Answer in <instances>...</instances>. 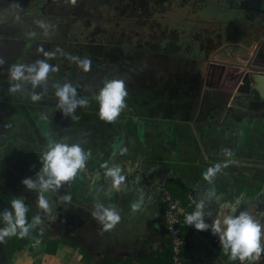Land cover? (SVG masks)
Wrapping results in <instances>:
<instances>
[{
  "label": "rangeland",
  "instance_id": "1",
  "mask_svg": "<svg viewBox=\"0 0 264 264\" xmlns=\"http://www.w3.org/2000/svg\"><path fill=\"white\" fill-rule=\"evenodd\" d=\"M253 5L258 11L242 7ZM39 20L54 26L47 36L37 26ZM259 36L264 37V0H0V59L4 61L0 65V195H16L29 203L34 214L40 213L37 194L26 191L21 182L35 177L40 154L54 141L79 144L90 153L87 161L105 158L112 164L139 152L146 134L155 136L153 147L160 140L165 148L173 142L181 146L182 132L173 134L170 123H161L170 118L171 91L179 94L192 79L197 60L206 59L209 65L212 58H222V64L245 71L242 64L246 66L250 49L259 47L254 41ZM40 48L61 51L47 61L58 67L49 73L47 93L33 102L30 85L23 93L9 91V69L46 59ZM69 56L89 59L90 68L85 71ZM112 77L125 83L128 95L120 114L133 119L132 127L125 119L107 123L98 116L94 97ZM65 82L76 87L78 98L89 101L75 118L64 117L56 108L55 90L53 97L49 94L54 85ZM153 118L155 124L145 122ZM193 126L201 133L198 125ZM84 169L57 194H48L51 215L41 213L40 227L52 235L49 241L64 237L67 243L60 242L55 255L47 254L46 243H33L15 254L13 264L70 263L72 199L84 187ZM65 195L70 200H62ZM0 227H4L1 220ZM1 247L3 243L0 264H6Z\"/></svg>",
  "mask_w": 264,
  "mask_h": 264
},
{
  "label": "crops",
  "instance_id": "2",
  "mask_svg": "<svg viewBox=\"0 0 264 264\" xmlns=\"http://www.w3.org/2000/svg\"><path fill=\"white\" fill-rule=\"evenodd\" d=\"M257 52L258 48L256 51L250 49L249 58L256 56ZM193 125L188 132L183 130L181 146L175 143L166 148L170 155L169 165L161 160H150L145 152L138 153L136 158L133 153L129 158L115 159L104 175L98 168L86 165L84 187L81 186V191L74 193L72 199L75 213L72 215L74 228L69 264H157V261L163 264L161 258L168 248L169 237L164 223L165 204L161 190L170 178H180L191 185L188 206H181L184 219L195 210L197 203L203 201L206 223H213L222 212L238 215L240 211H249L264 226V182L250 183L237 178L230 184L219 183L224 172L253 173L247 155L240 153L242 161L227 162L228 166L222 167L211 183L205 181L203 174L215 164L211 163L202 134ZM260 172L264 173V170ZM186 174L189 177H185ZM121 177L120 183L116 184V179ZM98 202L119 213L120 221L114 228L105 231L93 218L92 212ZM134 203L139 207L133 209ZM183 236L186 263L240 264L239 260L233 261L225 254L218 237L212 235L210 229L199 232L185 222ZM261 243L264 245V236ZM255 262L264 264V253Z\"/></svg>",
  "mask_w": 264,
  "mask_h": 264
},
{
  "label": "clouds",
  "instance_id": "3",
  "mask_svg": "<svg viewBox=\"0 0 264 264\" xmlns=\"http://www.w3.org/2000/svg\"><path fill=\"white\" fill-rule=\"evenodd\" d=\"M75 3V0H71ZM37 26L43 30L44 35L49 34V30L54 27L46 20L36 21ZM46 59L37 60L32 64H14L9 69V79L12 82L9 91L11 93L25 92L26 86L30 85L32 91L28 94L33 102L43 99L47 93V84L50 72L58 71V67H53L47 61L54 59L57 49L54 52H44ZM63 54V53H61ZM73 62H77L85 71L90 68L91 61L87 58L81 59L76 56H69ZM4 63L0 59V65ZM55 87V97L58 100L56 108L64 117L75 118V112L78 107H87L89 101L85 98H78L76 87L71 83L65 82ZM41 88L37 93L35 89ZM128 93L125 83L122 79L106 80L103 87L100 88L98 95L94 99L99 104V118L107 123L114 122L125 108V98ZM90 153H85L79 144H67L62 142H52L40 154L39 160L41 167L35 177H28L22 180V185L28 192L37 194V208L40 213L35 215L32 222L27 219L28 208L21 198L11 201L10 210L5 209L0 213V218L4 227H0V243L5 238L18 236L25 238L30 231L43 223L42 215L50 216L51 207L48 194H57L59 190L68 182L75 179L80 171L86 167V162ZM227 163L215 164L207 169L203 174L205 181L212 182L215 175L221 171L222 167H227ZM115 175V173H109ZM122 177L116 179L119 184ZM62 200L68 201L70 197L65 195ZM133 209L139 207L138 204L132 205ZM205 203H197L195 210L186 215L185 222L188 226L194 227L199 232L211 230L212 235L217 236L222 250L229 255L233 261L239 260L240 264H254L264 253V245L261 243L262 226L249 211H240L238 215L220 213L213 223L205 221ZM92 216L103 227L105 231L114 228L120 221V215L113 207H105L103 203H97L94 206ZM39 243V241H37Z\"/></svg>",
  "mask_w": 264,
  "mask_h": 264
},
{
  "label": "flooded vegetation",
  "instance_id": "4",
  "mask_svg": "<svg viewBox=\"0 0 264 264\" xmlns=\"http://www.w3.org/2000/svg\"><path fill=\"white\" fill-rule=\"evenodd\" d=\"M242 7L244 10L256 8L254 5L251 8ZM255 41L259 46L258 52L251 59L246 57V66L242 64V67L247 68L245 71L222 64V61L225 62L222 58H212L209 65H206V59L197 60L199 66L193 70L190 76L192 79L184 83L179 94L172 90L169 95L168 123L171 124V132L176 134L183 130L188 132L194 121V125L200 128L212 164L242 161L240 153H244L254 172L233 173L234 180L238 178L249 182H264V173L260 172L264 168L259 166H264V99L259 96L253 84V73H264V37L259 36ZM231 44L236 49H246ZM52 88L49 94L53 97L55 87ZM80 111L76 109L75 114ZM122 116L125 115L120 114ZM186 117L191 119L186 120Z\"/></svg>",
  "mask_w": 264,
  "mask_h": 264
},
{
  "label": "trees",
  "instance_id": "5",
  "mask_svg": "<svg viewBox=\"0 0 264 264\" xmlns=\"http://www.w3.org/2000/svg\"><path fill=\"white\" fill-rule=\"evenodd\" d=\"M112 79H117V78L112 77ZM125 102H126V100H125ZM80 108L81 107H78L77 109H80ZM125 116H127V115H125ZM124 117L123 116L120 117V115H119V117L114 122L121 121V119H123ZM124 119L127 121L125 124L126 125L130 124L132 127V125L134 124L133 119L129 118V117H128V119H126V118H124ZM145 122H150L153 124L156 123L155 119H148V120L145 119ZM161 123H163V124L168 123V121L163 119L161 121ZM175 125L179 126V124H177V123ZM182 126L187 127L186 125H182ZM160 135H162V134H160ZM147 137H150V140L147 139ZM153 137H155V136L154 135L151 136V134L150 135L146 134V141H144L143 144L139 143V147H140V150L138 149L139 152H135L134 155H132V156H133V158H136L138 153L145 152L148 155L150 160H161V161H163V164H166L167 160H170V155H168V152H167L166 148L164 147L163 143L161 142V140H160L158 146H154V147L152 146V145H154L153 144ZM150 141H151V143H150ZM154 141H159V140H156V138H155ZM98 161H94V162L87 161V164L92 165V168L93 167L98 168V171L101 174H103V175L106 174V171L108 169L110 170L109 164L108 165H102L100 162L98 163ZM185 177H189V175L186 174ZM165 183H166V185L164 188L170 189L172 191L174 197L180 201L181 205L187 207L188 202H189L187 197H188L189 193L192 192L191 191V185H188V182H186V183L183 182L182 179H180V178H174V179L170 178V179H167ZM236 189L240 190V188H237V187H236ZM244 190H245V188H244ZM16 198H18L16 195L1 194L0 195V213H2L5 209L10 210L11 201L13 199H16ZM24 203L26 204V206L28 208L27 219H28L29 223H31L33 217L36 214H34L33 210L31 209V206L29 205L28 202H24ZM0 220H1V222H3L2 218H0ZM49 237H52V235L45 234L43 229L39 225V226L35 227L34 229H32L30 231L29 235L25 238H19L18 236L5 238V240L3 242V247H1V250L3 248L2 257L7 259L6 264H13L12 262H13V257L15 256V254L23 251L26 246L31 245L33 243H36L37 241H39V243H46L47 244V247H46L47 254L55 255L58 244L60 242L63 243L64 245L67 243V241L64 239V237H61V238L56 237L55 239H58V240H54V241H52V240L49 241V239H50ZM6 255H8V257ZM84 255H85V253H84ZM1 260H2V258H1ZM161 260H162L161 262L163 264H171L172 263V251H171L170 241L168 244V248L165 250V255L163 256V258H161ZM34 264H38V263H34ZM157 264H160V263L157 261Z\"/></svg>",
  "mask_w": 264,
  "mask_h": 264
},
{
  "label": "built area",
  "instance_id": "6",
  "mask_svg": "<svg viewBox=\"0 0 264 264\" xmlns=\"http://www.w3.org/2000/svg\"><path fill=\"white\" fill-rule=\"evenodd\" d=\"M161 194L162 202L165 204L164 223L172 251L171 264H189L185 262L183 255L186 247V240L183 236L185 219L183 217L182 205L174 197L170 189L163 188Z\"/></svg>",
  "mask_w": 264,
  "mask_h": 264
},
{
  "label": "water",
  "instance_id": "7",
  "mask_svg": "<svg viewBox=\"0 0 264 264\" xmlns=\"http://www.w3.org/2000/svg\"><path fill=\"white\" fill-rule=\"evenodd\" d=\"M253 84H254V89L258 92L259 96L264 99V73L263 72H255L253 73ZM98 161V160H95ZM101 163L102 165H108L111 163V159L106 160H99L98 163ZM223 178L219 179L220 184H225V183H232L234 182V174H230L228 172H224V174H221ZM247 175V174H245ZM249 175V174H248ZM250 177V176H248ZM218 183V184H219ZM253 183V182H250ZM256 183V182H255ZM163 185V184H161Z\"/></svg>",
  "mask_w": 264,
  "mask_h": 264
}]
</instances>
